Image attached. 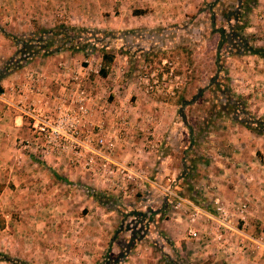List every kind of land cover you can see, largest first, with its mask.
<instances>
[{
  "label": "rangeland",
  "instance_id": "374dc122",
  "mask_svg": "<svg viewBox=\"0 0 264 264\" xmlns=\"http://www.w3.org/2000/svg\"><path fill=\"white\" fill-rule=\"evenodd\" d=\"M239 8V22L224 17ZM57 25L86 29L84 48L24 62L3 34ZM219 29L240 31L247 46L226 43ZM93 30L101 31L100 42L87 38ZM258 48L264 49V0H0V75L7 64L20 69L56 55L87 77L90 93L88 129L72 142L25 148L22 141L36 135L27 113L25 126L14 124L16 113L17 127L0 126V264H264V56L249 50ZM103 51L113 54L105 76L98 72ZM36 80L31 87L39 92ZM54 92L47 86L42 107L31 113L53 117ZM155 111L166 121L156 134L166 146L154 154L164 149L177 168L163 176L147 163ZM101 122L104 138L114 142L110 151L95 142ZM120 143L130 148L122 151ZM120 155L112 160L118 166H135L136 158L143 172L102 174L105 157ZM212 181L229 191L214 194ZM166 183L195 208L173 209ZM214 198L230 228L215 224ZM190 227L196 239L187 236Z\"/></svg>",
  "mask_w": 264,
  "mask_h": 264
},
{
  "label": "crops",
  "instance_id": "0c3cea01",
  "mask_svg": "<svg viewBox=\"0 0 264 264\" xmlns=\"http://www.w3.org/2000/svg\"><path fill=\"white\" fill-rule=\"evenodd\" d=\"M81 71L83 72V70ZM73 72L74 71L71 68L70 61L61 59L60 57L55 55L48 58H33L25 65H23L20 69L5 74L0 80V100L2 101L0 105V126L2 130L5 132H9L11 128L17 127L14 124H19L18 128L25 126L26 117L23 114L27 113V109L29 108L38 109L42 107V101L44 99L43 90L47 86H50L53 91L63 92L64 84L66 81H68V77L76 76V74H74ZM76 72L80 71L77 70ZM76 77H79V75H77ZM81 77H84V75H81ZM33 78L37 79L36 81H38L40 84L38 88H36L39 89V92L34 91L33 87H31ZM15 87L17 88L16 91L14 90ZM15 113L18 116L15 119L16 123L13 124L12 120L15 118L13 117L14 115H16ZM160 115V111H155V114L151 112L149 113L148 119V128L151 129V133L154 138L153 140L149 141L151 150L148 151L149 158L147 163L148 165L152 166L151 169L149 168L148 170H154L156 176L175 173V171L177 170L174 164L169 163L171 160V156L170 154H166V151L164 152V149L163 152L160 153V155L155 156L154 154L155 151L158 152L156 147L158 145H162V143L164 142L161 140L159 141L158 137L156 136V134L158 133V129L161 128L162 130H164V126H166V121L162 123V118H159ZM2 140L4 143H10L9 137H5ZM163 145L166 146V142L163 143ZM118 146V149L123 147L122 151L124 149L130 148L129 146L122 145V143H120V145ZM133 148L134 147H132L131 149ZM120 158H122L121 155L119 156V159H114V157H112V160H116L117 162H119V160H121ZM131 160H133L134 162L136 161V165H132L128 169H130L135 175L138 173H142L143 169L138 165L141 164L140 160H137L136 158H132ZM119 164L122 167V164ZM221 177L222 175H214L213 179L216 181V179L219 180ZM215 181L209 183L210 185L215 184L211 190L214 194L221 195L229 191L226 190L227 188L224 189V187H221L219 181ZM226 208L230 211L229 207L226 206ZM215 224L220 225L218 221Z\"/></svg>",
  "mask_w": 264,
  "mask_h": 264
},
{
  "label": "built area",
  "instance_id": "2783aa9c",
  "mask_svg": "<svg viewBox=\"0 0 264 264\" xmlns=\"http://www.w3.org/2000/svg\"><path fill=\"white\" fill-rule=\"evenodd\" d=\"M35 80V78H33ZM87 83V77H68V81L64 84V92L62 93H55L52 96V100L54 101V105L52 107L53 117L48 116L47 114L43 115L42 117L35 116L31 112L36 110L34 108L27 109V114L31 115L32 117V129L33 133L36 135L32 138V140L24 139L22 141V145L27 148L30 143L34 144V146L39 145V147H43L45 145L51 144V146H60L64 143V141L72 142L73 137L81 131L82 128H87V119H88V102L90 101V93L85 88ZM150 83L147 82V88H150ZM105 111V109H102ZM103 122L97 125V136L95 142L104 147L107 151L111 150L113 147L114 142L111 139V136L108 138H104L102 129H104ZM118 124L121 126L125 124L122 117L119 118ZM123 129V128H122ZM121 130V128H119ZM116 140H118L119 136H115ZM115 140V141H116ZM90 141L88 137V133L85 134L84 142L88 144ZM50 146V149H51ZM150 146V145H149ZM45 151V150H42ZM93 159L89 158L85 165L88 168H92ZM114 164L113 166H117L116 168H110V163ZM102 165V174L116 173L119 171L120 174L124 177L130 178L135 176L133 172L124 167L118 166L116 163L112 161L109 157H105V161L101 164ZM169 179L167 178V181ZM167 184V183H166ZM172 187L167 184L164 187V191L171 197L169 202L173 209L184 208L185 206H191L193 209L195 208L192 203L187 200L186 198L182 197L179 193H175L171 189ZM214 210L216 211V217L214 219L218 221L219 224L226 225L230 228V223L226 219L227 215L225 210L223 209L221 203L218 201L217 198L213 199ZM237 210L240 213V218L244 219L243 214L245 210V203H241L238 205ZM197 211V210H195ZM195 213L190 215V221L194 220ZM239 232V231H238ZM244 235L246 238H249L247 235ZM187 236L196 239L197 238V231L190 227L187 230ZM260 238V237H259ZM260 244V240H257Z\"/></svg>",
  "mask_w": 264,
  "mask_h": 264
},
{
  "label": "trees",
  "instance_id": "16d2710c",
  "mask_svg": "<svg viewBox=\"0 0 264 264\" xmlns=\"http://www.w3.org/2000/svg\"><path fill=\"white\" fill-rule=\"evenodd\" d=\"M242 10L240 8L237 11L228 12V14H225L224 17L226 19L232 18L236 22H239L242 18L241 15ZM232 16V17H231ZM237 29H241L242 26L239 25L236 27ZM87 31L86 29L82 28H75L72 26H64V25H57L55 27L51 28H41L36 33H30L25 36L21 37H15L7 32H3V34L11 39H13V42L17 46L18 50L22 53L21 59L24 60V62L27 61L28 58H30L32 55L41 53V54H51L53 52H56L62 48L66 49H75V50H82L85 45V41H83L86 37H83L81 32ZM95 32H101L99 30H93L88 33L87 38H92L95 43L100 42L101 39L99 37L95 36ZM219 36L225 40L226 43L231 44V41L235 39L236 44L244 45L246 47V43H244L245 39L242 37L240 31H231L229 33H224L222 29L218 30ZM106 36L111 37L110 34H107ZM41 42V45L37 49V43ZM102 48V47H101ZM105 50V49H104ZM252 53L260 54L261 56H264V49L258 48V49H249ZM31 54V55H29ZM101 61H100V67L98 69V72L101 76L106 75V69L107 65L112 61L113 54L108 53L107 51H103L100 55ZM18 64V63H17ZM17 64H7L3 70L0 77H3L5 75V72L8 70H15L18 69L20 66ZM1 91V87H0ZM248 126V125H246ZM90 195L94 196V198L99 201L94 193H90ZM133 215L137 217H143L144 212L142 211H134L132 213ZM2 260L6 261H12V259H8L7 257H3Z\"/></svg>",
  "mask_w": 264,
  "mask_h": 264
}]
</instances>
